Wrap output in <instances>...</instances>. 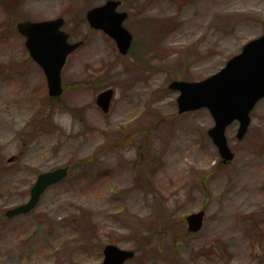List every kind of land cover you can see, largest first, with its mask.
Returning <instances> with one entry per match:
<instances>
[{
	"label": "rangeland",
	"instance_id": "374dc122",
	"mask_svg": "<svg viewBox=\"0 0 264 264\" xmlns=\"http://www.w3.org/2000/svg\"><path fill=\"white\" fill-rule=\"evenodd\" d=\"M106 1L0 0V264H103L110 243L135 250L125 264H264V98L243 139L238 121L228 126L235 157L224 163L210 111L180 113L169 87L211 75L261 35L264 0H122L127 54L87 21ZM58 16L84 43L53 97L17 23ZM109 87L105 113L95 100ZM62 166L68 176L36 208L6 215Z\"/></svg>",
	"mask_w": 264,
	"mask_h": 264
},
{
	"label": "water",
	"instance_id": "95a60500",
	"mask_svg": "<svg viewBox=\"0 0 264 264\" xmlns=\"http://www.w3.org/2000/svg\"><path fill=\"white\" fill-rule=\"evenodd\" d=\"M121 0H107L90 8L86 17L91 27L101 29L115 39L118 49L126 54L133 40L132 32L124 25L127 11L118 10ZM65 18L24 20L17 27L26 37V47L30 55L43 67L49 86V93L58 96L63 93L62 69L68 55L80 47L84 41L71 42L70 34L62 27ZM264 25V23H263ZM169 87L179 91L177 97L180 113L208 108L214 117V125L208 133L217 146L224 162L234 159L235 153L226 135L228 125L239 121L237 137L242 139L251 123V111L264 97V31L247 41L241 51L233 55L226 64L213 74L200 80L175 79ZM115 96L113 87L101 91L96 97L97 105L108 112ZM69 172V166L39 174L31 189L30 198L6 211L8 217L32 211L42 194L53 184L62 181ZM205 210L187 216L188 229L198 231L203 226ZM103 264H125L135 256V250L122 248L116 244H106Z\"/></svg>",
	"mask_w": 264,
	"mask_h": 264
},
{
	"label": "flooded vegetation",
	"instance_id": "af4514ba",
	"mask_svg": "<svg viewBox=\"0 0 264 264\" xmlns=\"http://www.w3.org/2000/svg\"><path fill=\"white\" fill-rule=\"evenodd\" d=\"M40 66V65H39ZM41 67V66H40ZM42 68V70H43V72H44V69H43V67H41ZM44 74H45V72H44ZM45 76H46V74H45ZM46 81H47V77H46ZM63 84H64V79H63Z\"/></svg>",
	"mask_w": 264,
	"mask_h": 264
}]
</instances>
